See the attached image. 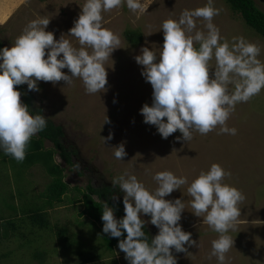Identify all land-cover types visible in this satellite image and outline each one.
Here are the masks:
<instances>
[{
  "label": "rangeland",
  "instance_id": "374dc122",
  "mask_svg": "<svg viewBox=\"0 0 264 264\" xmlns=\"http://www.w3.org/2000/svg\"><path fill=\"white\" fill-rule=\"evenodd\" d=\"M255 1L264 10V0ZM84 2L42 0L46 6L43 17L50 19L46 31L54 29L56 39L65 35L64 38L70 40L73 46L79 47L77 39L68 34ZM207 2L143 0L148 6L143 14L131 12L126 4L103 13V27L112 30L121 39V48L116 49L105 63L108 73L106 92L88 94L79 78H74L71 84L40 81L39 92L29 91L27 84H24L23 90L16 88L21 92L23 104L27 95L31 96L30 112L32 109L37 112L40 108V114L47 120L64 127L65 142L70 150L75 149L77 153L72 165L58 154L55 156V161L64 167V181L71 189L64 195L65 202L50 206L47 204V185L51 176L46 168L38 164L30 165L25 160L17 162L0 152V220H17L18 223L17 231L6 227V234L11 236L0 244V264H79L77 254L82 252L81 240L85 243V252L101 257L87 264H129L118 246L113 251L104 247L103 226L83 215L84 205L81 199L75 198L79 195L75 188L86 189L90 183L95 187H113L115 178L128 173L136 175L148 190L154 191L158 185L153 176L159 171L186 176L190 184L202 171H208L212 164H219L231 172L223 183L236 187L246 197L239 205L241 216L237 225L228 233L234 245L227 254L226 264H264V89L248 102L237 104L231 113L226 124L237 129L236 135L220 133L217 126L206 135L194 132L190 141L183 140L179 130L163 139L156 126L143 122L140 113L145 103L151 106L153 88L145 81L141 74L143 66L138 65L134 57L142 54L144 47L159 55L164 43L162 23L167 19L178 20L185 9L203 7ZM213 4L221 10L213 20L221 36L229 42L233 37L242 36L256 44L261 49L258 59L264 63V37L247 25L227 0H213ZM30 20L31 17L26 16L24 26ZM196 23L197 30L206 31L205 21L197 19ZM23 29L18 31L12 23L8 28L3 26L0 29L3 48H10ZM127 32H140L141 41L138 44L130 42ZM194 46L199 47L198 44ZM210 65L214 68V59ZM62 71L70 75L68 69ZM212 72L214 69H210V76ZM109 136L111 139H108ZM120 144L127 152L123 160L114 156V147ZM52 146V142L47 140L46 147ZM187 187L181 186L165 199H181L184 202L185 210L179 223L185 232L192 234L191 238L197 245L188 248V253H176L173 249V255L178 264H218L217 258H210V254L212 241L219 234L204 223L203 217L192 213V198L188 196ZM113 188L116 189L114 196L118 197L115 200H123L125 194L119 186ZM34 208L43 209L46 213L41 218L30 214L29 211ZM142 218L150 221V216ZM33 219H37L39 224ZM42 220L49 221L48 227L40 225ZM62 225L73 233V238L75 235L76 242L60 237L58 231ZM145 226L154 236L158 234L159 229L150 222ZM38 250L43 255L36 256Z\"/></svg>",
  "mask_w": 264,
  "mask_h": 264
},
{
  "label": "clouds",
  "instance_id": "9594fccd",
  "mask_svg": "<svg viewBox=\"0 0 264 264\" xmlns=\"http://www.w3.org/2000/svg\"><path fill=\"white\" fill-rule=\"evenodd\" d=\"M125 4L133 13L143 14L148 9L143 0H85L68 34L77 39L79 47L65 35L56 39L53 32L46 31L50 19L40 17L25 26L10 48H0V152L23 162L31 139L47 127V118L33 115L14 86L27 84L29 91L39 92L40 81L71 84L79 78L88 94L107 91L105 63L121 48V39L103 27V13ZM220 11L213 0L203 7L185 9L178 20L162 23L164 43L159 55L144 47L142 54L134 57L153 88L151 106L145 103L140 109L143 122L156 126L163 139L179 130L182 139L190 141L194 132L206 135L217 126L220 133L236 135L237 129L226 124L231 113L237 104L248 102L264 89L260 47L242 36L233 37L231 42L223 38L213 23ZM197 19L206 22V31L197 30ZM213 59L214 68L210 65ZM63 69H68L70 75ZM210 69H214L211 76ZM114 148L117 160L127 156L123 144ZM227 176L231 172L219 164H212L190 184L186 176L159 171L153 176L158 186L150 191L136 175L125 173L112 181L113 187L118 185L125 194V216L117 219L114 209L105 203L103 233L120 238L126 232L118 248L129 264H178L173 249L188 253V248L197 244L179 223L184 202L165 197L188 185L192 213L203 217L204 223L219 234L212 241L210 258L214 256L218 264H226L234 245L228 233L235 229L241 216L239 205L246 198L236 187L223 183ZM143 216H150V221ZM149 222L159 229L150 240L144 231Z\"/></svg>",
  "mask_w": 264,
  "mask_h": 264
},
{
  "label": "trees",
  "instance_id": "16d2710c",
  "mask_svg": "<svg viewBox=\"0 0 264 264\" xmlns=\"http://www.w3.org/2000/svg\"><path fill=\"white\" fill-rule=\"evenodd\" d=\"M231 5L232 9L242 15L244 21L247 25L252 27L256 32H258L262 37H264V10H262L255 0H227ZM127 38L130 42L138 44L142 39V34L140 32H127ZM0 48H3V43L0 41ZM19 90L25 89L24 85L14 86ZM28 96V97H27ZM25 104L30 108L31 105L29 94L27 95ZM33 114H40L41 110L38 109L37 112ZM65 129L62 125H57L53 121L47 120V127L39 132L37 136H34L26 151L25 162H28L30 165H43L48 174L51 176V181L47 185L48 187V200L47 204L50 206H55L57 202H65V194L70 191V186L64 181V167L58 164L55 161V156L58 154L67 164L72 165L73 157L76 155L77 151L75 149H69L66 141ZM51 141L53 146L48 148L46 147V141ZM79 195L75 197L76 199H81L80 201L84 205L83 215L88 216L94 222H98L103 226L102 211L104 209L105 203L114 209V213L121 218L125 216L123 200L113 199L116 189L109 186L104 187H95L91 183L88 184L86 189L80 187L75 188ZM30 214L37 215L38 217H43L46 213L45 210L40 208H34L29 211ZM17 220H0V244L7 241L11 235L6 234V227L13 228L17 231ZM33 221L38 222L37 219ZM16 222V223H14ZM42 227H48L49 221L46 220L40 221ZM8 225V226H7ZM59 234L62 238H68V241L71 243L76 242V237L73 233L68 232V228L62 225V228L59 227ZM144 231L147 234L149 240L154 237L153 233L144 226ZM126 232L120 238H113L110 234L104 233V239H102V244L104 247L109 250H114L118 246L119 240L126 238ZM69 236V237H68ZM82 252L77 254L79 259V264L92 263L93 261L99 260L101 257L99 254L93 252H85L84 247L85 243L81 240ZM35 255H43L42 251L38 250L35 252ZM41 258V257H40Z\"/></svg>",
  "mask_w": 264,
  "mask_h": 264
},
{
  "label": "crops",
  "instance_id": "0c3cea01",
  "mask_svg": "<svg viewBox=\"0 0 264 264\" xmlns=\"http://www.w3.org/2000/svg\"><path fill=\"white\" fill-rule=\"evenodd\" d=\"M45 7L42 0H0V29L5 25L8 28L9 24L12 23L15 29L21 31L25 27V17L30 16V21L43 17L45 15ZM42 9L43 12L41 14L40 11ZM52 13L53 11H51ZM16 16H19V18ZM53 30L48 31L53 32Z\"/></svg>",
  "mask_w": 264,
  "mask_h": 264
}]
</instances>
